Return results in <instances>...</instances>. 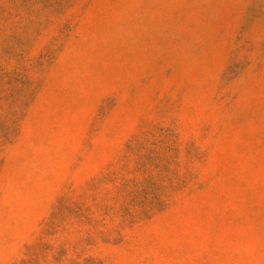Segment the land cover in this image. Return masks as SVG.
Returning a JSON list of instances; mask_svg holds the SVG:
<instances>
[{"label": "rangeland", "instance_id": "rangeland-1", "mask_svg": "<svg viewBox=\"0 0 264 264\" xmlns=\"http://www.w3.org/2000/svg\"><path fill=\"white\" fill-rule=\"evenodd\" d=\"M0 264H264V0H0Z\"/></svg>", "mask_w": 264, "mask_h": 264}]
</instances>
